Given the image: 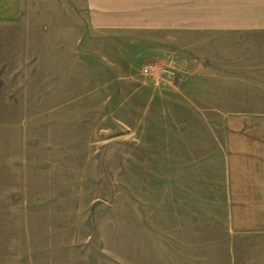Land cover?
Returning a JSON list of instances; mask_svg holds the SVG:
<instances>
[{"label":"rangeland","instance_id":"374dc122","mask_svg":"<svg viewBox=\"0 0 264 264\" xmlns=\"http://www.w3.org/2000/svg\"><path fill=\"white\" fill-rule=\"evenodd\" d=\"M44 18L0 28V264L218 261L189 254L188 235L196 251L219 243V203L203 210L199 194L219 189L225 115L261 112L237 107L264 65V32L190 51L155 34L151 55L134 44L147 38L118 35L130 57H43Z\"/></svg>","mask_w":264,"mask_h":264},{"label":"crops","instance_id":"0c3cea01","mask_svg":"<svg viewBox=\"0 0 264 264\" xmlns=\"http://www.w3.org/2000/svg\"><path fill=\"white\" fill-rule=\"evenodd\" d=\"M27 13L45 15L40 25L45 29L42 43L47 47L43 57H114L116 53L130 57L117 47L129 46L118 35L147 38L135 40L134 44L150 47L142 53L151 55L162 53V48L148 41V36L155 34L170 35L174 44L190 51L193 47L213 46L210 44L224 36L264 32V0H74L71 8L68 0H0V28L25 25ZM31 40L23 38L24 42L17 40L15 44L30 46ZM160 45L163 47V43ZM151 50L156 51L149 53ZM34 56L30 50L26 55ZM258 67L252 71L250 96L237 108L261 112L225 115L219 150L221 165L215 171L219 177L213 180L219 189L204 183L199 194L203 202H197L205 210L218 201L219 243L214 248L199 245L196 251L192 229L188 235L189 254L216 253L219 260L189 264H264V65ZM187 172L193 174L192 169ZM199 173H209L208 167ZM189 184L188 214L195 222L191 178ZM206 218L210 221L211 211L203 214ZM208 232L211 227L204 225L198 236L206 238Z\"/></svg>","mask_w":264,"mask_h":264},{"label":"built area","instance_id":"2783aa9c","mask_svg":"<svg viewBox=\"0 0 264 264\" xmlns=\"http://www.w3.org/2000/svg\"><path fill=\"white\" fill-rule=\"evenodd\" d=\"M146 70H148V68H146Z\"/></svg>","mask_w":264,"mask_h":264}]
</instances>
